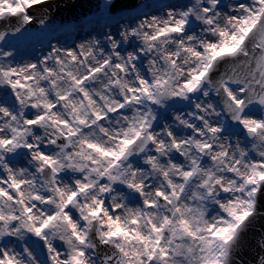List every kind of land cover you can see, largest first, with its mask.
I'll return each instance as SVG.
<instances>
[{
    "label": "snow or ice",
    "instance_id": "6c2138e0",
    "mask_svg": "<svg viewBox=\"0 0 264 264\" xmlns=\"http://www.w3.org/2000/svg\"><path fill=\"white\" fill-rule=\"evenodd\" d=\"M257 249L264 0H0V264Z\"/></svg>",
    "mask_w": 264,
    "mask_h": 264
},
{
    "label": "water",
    "instance_id": "95a60500",
    "mask_svg": "<svg viewBox=\"0 0 264 264\" xmlns=\"http://www.w3.org/2000/svg\"><path fill=\"white\" fill-rule=\"evenodd\" d=\"M83 5H85V7H86V6H87V3H85V4H83ZM76 11L79 12V11H82V9L78 7V8L76 9ZM62 15H63L64 17H70V16L72 15V11H71V9L64 10L63 13H62ZM261 254H264V253H259L258 249H257V250H254L253 253H252L251 255H249L248 259H249V260H253V257H255L254 264H258L259 255H261Z\"/></svg>",
    "mask_w": 264,
    "mask_h": 264
},
{
    "label": "rangeland",
    "instance_id": "374dc122",
    "mask_svg": "<svg viewBox=\"0 0 264 264\" xmlns=\"http://www.w3.org/2000/svg\"><path fill=\"white\" fill-rule=\"evenodd\" d=\"M73 2L77 4H85L87 3V0H73ZM53 43H55V41H53Z\"/></svg>",
    "mask_w": 264,
    "mask_h": 264
}]
</instances>
